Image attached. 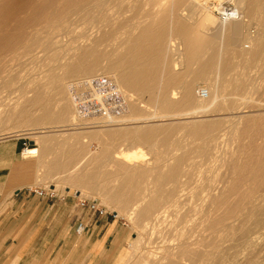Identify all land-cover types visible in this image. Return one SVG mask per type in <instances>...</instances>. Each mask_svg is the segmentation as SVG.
<instances>
[{"label":"bare ground","instance_id":"obj_1","mask_svg":"<svg viewBox=\"0 0 264 264\" xmlns=\"http://www.w3.org/2000/svg\"><path fill=\"white\" fill-rule=\"evenodd\" d=\"M123 1L0 0V56L2 58L4 56L7 58L12 56L15 59L22 54L40 48L55 61L61 56L64 58V55L72 52V50L68 46H59L57 48V44L62 42L63 38L71 32L72 27L82 24L90 28H96L97 31L101 30L103 25L110 21L109 11L121 9ZM183 1L186 0H182L177 4H182ZM187 1H191L190 5L188 3L189 9H187L190 12L189 18L185 17L187 13L184 15L181 13L179 16L172 15L176 11L174 8L177 5L173 1L168 10L171 15L166 12L170 17L168 18L164 11V15L159 19L157 26L161 24L162 27L154 29L153 24L156 22L152 21V24L148 23L145 25L136 36L129 35L126 47L122 46L124 50L116 58L109 57L108 53L99 49V43L106 38L107 34H102L97 38L94 37L93 44L75 49L76 51L72 56L75 59L60 65L61 67L59 66L64 70L63 75L56 74L57 72L52 73L49 83L44 86V88H60L63 93H66V88H71L67 83H64L66 77L77 79L73 82L79 84L83 83L85 77L98 71H104L102 74L105 73L112 77L119 86L127 90L136 91L143 100L157 108L150 112V106L146 107L145 110L150 109L148 111L150 114L147 115L148 113H146L144 115V112L140 111V107L144 108L145 105L138 107V103L137 105L130 103L129 112L123 119H127V121L130 119L132 121V123L129 121L131 124L107 125L106 128H102L110 130L111 136L124 142H130L127 147H123V145L120 149L119 146V149L115 151L114 157L117 163L114 162L112 164L111 162V165H117H115L116 168L113 172L108 174L107 172L110 170L103 171L105 165L110 168V165L106 164L110 162H108L110 149L104 146L97 158H95V167L90 168L85 176L79 175L78 172L75 175L72 174L71 179L77 184L78 182H86L89 187H96L101 179L100 172L105 173L104 176H107L105 178L108 181L111 178L113 180V176H116V179H114L118 180V185L110 189L105 187L104 195L110 203L115 204L117 214L126 211L125 208L130 206V209L135 211V216L131 214L134 216H131L132 220L142 229L146 226L142 220H149L154 215L156 219H159L166 213L163 208L167 203L177 204L179 193L181 192V177L190 178L192 176V171L186 170L185 166L195 167L193 159L199 157L202 161L208 162L219 150L221 143L222 146L224 142L229 140L237 143V140L239 139L240 141L241 137L250 138V142H246L249 145H245V151H247L244 153V158L242 160H233L234 156H231L232 162L230 161V164L227 163L231 167L232 175L228 177L230 178L228 185L218 194H214L216 191L209 194L208 198L206 197L207 200H205L206 205L196 212L198 216L197 222L193 225L192 230L195 227H202V232H207V236H203L200 242H193L189 245L182 242L178 249V259L167 260L166 264H183L181 260L195 264L199 260H211L214 258L217 250H207L209 248H205L217 246L220 242L224 243L227 240L226 238L235 234L233 222L230 221L231 218H235V221L239 220L240 222L238 223L242 224L241 227L244 231L247 230L246 226L250 221H253L256 226L264 225V200H262L264 199V111H260L259 109L261 108L258 107L259 112L256 110L257 115H255V112L254 114L246 115V117L244 115L229 114L230 116H220V118L212 120L187 121L185 125L179 121L165 124H157L156 122L167 120L166 118H170L172 114L174 117L179 116L181 115V110H185V114L193 115L192 117L195 114L197 117L203 116L209 111H234L238 108V104L240 106L242 103H239V100L243 98V94L248 91L252 92L254 88L259 87L254 86V84L251 85L247 76L254 68H258L261 78L264 80V0H211L208 5L205 2L200 5L201 2L199 3L198 0ZM220 4H222L221 7H218ZM223 4H233L238 12L237 17L219 22L208 11L205 13L200 11L203 17L196 21L194 16L198 15L197 12L200 8L206 10L215 9L214 11L217 12L222 11ZM134 5H132V8ZM138 7L140 8V6ZM161 11L158 15L161 14ZM156 18L158 19V17ZM191 19L195 20L191 21ZM226 34L229 38H226ZM167 35H169V38ZM86 39L90 42L87 34ZM248 43H251V45ZM236 58H239V61L241 60L242 62L237 63L235 61ZM106 60L107 62L105 63L104 61ZM237 69L239 70L237 71ZM212 74L216 75L215 80H212L214 84L208 87L207 96L203 97L204 100L198 101L194 93L196 85L194 80L196 78L208 79ZM189 75L193 76V81L187 80ZM173 88H181L179 100L174 101L169 98L168 90L170 91ZM43 98V94H38L33 99L34 106L37 103H44ZM65 104L70 108V105ZM242 107L245 106L242 105ZM245 108L249 107L246 106ZM26 110L28 111V109ZM188 110L189 112H187ZM21 115L25 116V111H22ZM67 116V110L58 113L45 111L41 116L31 120V122H63ZM17 119L16 121L19 122V118ZM154 122L156 123L154 124ZM68 124H64L61 127L65 128ZM225 126H227L226 131L221 129ZM100 127L98 125L91 128L88 127L91 129L88 131L90 132L89 136L92 137L94 133H97L101 129ZM181 129L184 130L185 137L190 140V143H186L184 147L180 141L173 142L175 133ZM50 130L52 129L50 128ZM45 134L44 131H40L39 136ZM39 136L37 135L36 137ZM260 139H262L261 142H258ZM36 140L35 138L34 141L37 142ZM143 143L148 144L154 153L157 150L161 151L159 152L160 154L156 153L157 155L154 156L156 162L153 168H149L150 165L142 167L140 165L141 162L136 165L138 164L137 159L145 156V154L137 151L141 148L140 144ZM240 144H237V147ZM82 149L77 150L74 144L70 149L71 158L75 160ZM173 149L175 151L181 150L182 153L176 155L173 153ZM38 151L37 148L27 149L23 152V155L25 158L37 157ZM162 151L168 154L167 158H161L164 154ZM231 157H227L226 162ZM125 161L129 164H125ZM149 177H152V187L149 195H145L147 189L143 185H146L145 181ZM202 191H198L196 195L200 196ZM190 211H185L183 214L182 212L180 213L182 223L186 224L189 221ZM205 238L206 241H203ZM257 242L255 245L258 244ZM195 245L197 247H193ZM250 246H252L251 243ZM251 249L249 250L251 251ZM263 250L264 248L258 247L254 250V253L256 255L262 253ZM255 255H251L249 258L247 256L243 261L246 264H260Z\"/></svg>","mask_w":264,"mask_h":264},{"label":"rangeland","instance_id":"obj_2","mask_svg":"<svg viewBox=\"0 0 264 264\" xmlns=\"http://www.w3.org/2000/svg\"><path fill=\"white\" fill-rule=\"evenodd\" d=\"M171 1L170 0H124L122 3L121 9L117 10L118 13L114 9L109 11V15H110L109 16V19H110L109 22L110 23L109 22L105 23L103 25V27L101 28V30L97 31L96 28H92V27L90 28V27L84 26L82 24H78V25L72 27L71 32L63 38L62 42L57 44V48L59 46H62V47L68 46V47H70L72 52L65 54L64 58H63V56L59 57V59H56V61L51 59L47 55V53L42 51L40 48L35 49L34 51H31L29 53L22 54V55H20V57H16L15 59L12 56H10L9 58H7L6 56H4V58H2V56H0L1 57L0 58V67H1V70H0V73H1V75H0V84H1L0 85V119H1L0 120V138L1 139L0 140H2V138L5 139V137L9 138V137L16 136V137H22L24 141L34 140L36 138L37 143H40L41 138L44 136V135L39 136L40 131H44L46 133L45 135H51V134L54 135L55 134V135L61 136V139L65 140L67 142L66 143L67 146L70 145L72 147L75 144L77 150L83 148L81 151H79V155L84 150L83 154L81 156L78 155L77 156L78 158H76L74 163H73V165L75 166L74 167L75 170L72 168L71 171H72L73 175L77 174V172L78 173L82 172V174L84 176L86 175V173L88 172V170L90 168L95 167L94 166L95 165V158H97V156L101 152L102 148L104 146H107L110 149L109 160H108V162L109 161L110 162L106 163V164L110 165V168H109V166L107 167L105 165L103 168V171L110 170L107 172L108 174L113 172L116 168L115 165H117V164L111 165V162H112V164H114V162L117 163L116 158L114 157L115 151H117L119 148L121 149V147L123 145H124L123 147H127L128 144L130 145V142H128V141L124 142L123 140H120L119 138H115V137L111 136L110 130L107 129L108 130L107 131V130L102 129V128H106V126L104 127V126L98 124V126H101L100 127L101 129L99 131H97V133L99 134V132L101 130L102 131L100 132L99 135L97 133H94V135H92V137H91V136H89L90 132H88V131H90L91 130L90 128L93 126H87L86 127L85 125L84 126L83 125L77 126L75 124L74 107L72 104V98H71L72 95L71 94H72L73 86L75 84L74 80H77V79H73V78H69V77L65 78L66 82L64 81V83H67L69 85V87H71L69 89L66 88V93H63V91H61L60 88H44V86L47 83H49V80L51 79L50 77H51L52 73L57 72L56 74H59V75L62 74L63 75L64 70L62 68H60L61 67L60 65H64L69 60L72 61L73 59H75V57L72 58V56L74 55V52L76 51L75 49L80 48V47H84V46H89L90 44H93V40L95 39L94 37L97 38L102 34L103 35L107 34V36H105L106 38L103 41H101V43H99L101 45V46L99 45V49L108 53V55H110L109 57L116 58L117 55L122 53L121 51H123L124 48L126 47V41H127V38L129 37V35L136 36L141 31V29L144 28L145 25H147L148 23L152 24V21L156 22L155 24H153V27H155L154 29L161 28L162 25L159 24L158 25L159 27H158L157 24L159 22V19H161L162 16L164 15L163 14L164 11H165V15H167V17L169 18L171 14L169 13L168 10L170 9V6L173 4V1H174V4H177L178 2H180L182 0H177V2H176V0H171ZM186 1H183L182 4H177L176 7L174 8V10H176V11L172 15L179 16L181 13H183L182 15L187 13L188 16L185 15V17L189 18L190 12H189V10L187 11V9H189L188 6L190 5L191 1L190 0H189L190 2H188V1L186 2ZM207 1L206 0H198L199 3L201 2L200 5H203L204 2L206 3V5L211 3V0H207ZM188 3H189V5H188ZM132 5H134L133 6L134 9L132 8ZM163 5L165 8L163 7ZM168 5H169V7H168ZM138 6H140V8ZM160 7L161 8L163 7L162 8L163 10ZM135 9H136V11H135ZM177 10L179 11V13ZM214 10L215 9H213V10L207 9L206 10L204 8H200V10L197 12L198 15H196L194 17H195L196 21H198L201 17H203L202 13H205L208 11L219 22H223V20L220 18V15L217 12H215ZM137 11H138V13L139 12L140 13L138 14ZM160 11H161V14L158 15V13H160ZM166 12H168L170 15ZM156 17H158V19ZM195 19H191V21H194ZM144 21L146 24L144 23ZM167 24H169V23H167ZM90 31H92V32H90ZM98 32H99V34H98ZM86 34L89 36L90 42H89V40L86 39ZM115 35H116V37H115ZM168 36L169 35H167V37ZM226 38H229V36L227 34H226ZM86 42H88L89 44ZM85 44H87V45H85ZM248 44L251 45V43H248ZM3 60H4V62H2ZM57 61L59 64L57 63ZM235 61L237 63L242 62L241 60L239 61V58H236ZM104 62L106 63L107 60ZM2 63H4V64L6 63V64L4 65ZM238 70L239 69H237V71ZM102 72H104V71H100V72L98 71L96 73H93V74L85 77L83 82H85L86 80H88L92 76L102 74ZM232 73H231V75H232ZM103 74H105V73H103ZM212 76H214V77H212ZM228 76L230 77V75H228ZM192 77H193L192 75H189L187 80L193 81ZM215 77H216V75L212 74L211 77L208 78L209 80L208 79H198V78H196L194 80V83L196 84L195 88H194V93H195V96L197 97L196 99L198 101L204 100L203 97L199 93L200 89L203 88L205 90H208L209 89L208 87L212 86L214 84V81L212 82V80H215ZM247 77L249 78V83H251V85L254 84V86H256V87L259 86V87L254 88L252 90V92L248 91L247 93L243 94L242 95L243 98H240L241 101L239 100V103H241V102L242 103L240 104V106L238 104V108L236 110L228 111V112L209 111L206 114H203L204 117L203 116L197 117L196 114L194 115V117H192L193 115L185 114L184 112H186V111L181 110V115L174 117V115L172 114V116H170V118H166L167 120L156 121L157 124H162V123L165 124V123H169V122L173 123L174 121H175L174 123H177V121H179L181 124L185 125V123H187V121L188 122L194 121V120L199 121V120H205V119L206 120L207 119L212 120L214 118L215 119L220 118V116L225 117L226 115L230 116L232 114L233 115H244L246 117V115L248 116V115L254 114L256 112V110L258 111L259 108L262 109V110L259 109L260 111H264V80L261 78L260 70L258 68H254L251 72H249ZM52 89L53 90L56 89V90L53 91ZM122 89L130 94V96H131V102L130 103L131 104L137 105V103H138V105H139L138 107H140V105H145L144 108L140 107V111L144 112V115L146 113H148L147 115H149L152 110L157 109L153 104L150 105L151 103H148L147 101L143 100L142 97L136 91L127 90L125 88H122ZM43 90L46 92H44ZM49 91H52V92H49ZM168 92H169L168 93L169 98H171L174 101L179 100V98L181 96V88H173V89H170V91L168 90ZM170 92H172V93H170ZM48 93H50V94H48ZM38 94L39 95L43 94V96H44L43 102L44 101L45 102L44 103H37L36 106H34L35 103L33 102V99L36 98ZM45 97H47V98H45ZM173 98H175V99H173ZM205 99H208V98H205ZM65 103L70 105V108H68ZM242 105L245 107L248 106L249 108H245V107L241 108ZM253 106H255V107H253ZM146 107H149L151 109V110L149 109L150 112H148L149 110H147V109L145 110ZM141 108H143L144 110L142 109L143 110L142 111ZM26 109H28V111ZM46 109H48V110H46ZM63 110L68 111V116H67L66 120H64L63 122H50V121H47V122L42 121V122H35V123L31 122V120L41 116L45 111H50L51 113H58V112L63 111ZM22 111H25V116L21 115ZM187 112H189V110ZM158 113L160 114L159 111H158ZM220 113H222V114H220ZM257 114L258 113L256 112L255 115H257ZM199 115H202V114H199ZM17 118H19V122L16 121V120H18ZM129 121H131V120L128 119V121H127V119L126 120L122 119L118 125H121V124L122 125H127V124L129 125L132 123V121H131V123ZM156 122H154V124ZM64 124H66V125L68 124V126H66L65 128L61 127ZM95 126H96V124H95ZM88 127H90V128H88ZM225 127H222L221 129H224V131H226L227 126H225ZM50 128L52 130H50ZM107 128H110V127H107ZM92 130H94V129H92ZM36 134L39 137H36L37 136ZM175 134L174 135L176 137L174 135H173L174 137L172 136L174 139L173 142L180 141L181 144L183 145V147L186 146V143H190V140L185 137L184 130L181 129L179 132H177ZM247 138L248 137H246V136L241 137L240 138L241 142L238 139L237 143L232 141V140L224 142L223 143L224 145H222L223 148L221 146V144H222L221 143L219 150L214 154V156L211 160H208V162L202 161V159L201 158L199 159V157H196L195 159H193L192 161H195L194 162L196 165L195 167L188 166V165L185 166L186 170L192 171V173H193L192 176L190 178H187L185 176L181 177V183H180L181 192L179 193V200H178L177 204L176 203H173V204L167 203L169 205L166 204L167 206L165 205L163 208L164 210H166V213L159 219H156V217L154 215V216H151V218L149 220H145V221L142 220V222H144V224H146V226L143 229L141 227L139 228L138 225H136V223L132 220V217L135 216V211L131 210L130 206H128V208L126 207L125 208L126 211L122 212L121 214L118 213L120 215L119 216L117 214V212L115 211V210H117V208L115 207V204L112 202L110 203V201H108V199L105 197V195H104L105 190H106L105 187H108L107 189H110L113 186L118 185V180H115L116 176H113V180L111 178L108 181L105 178L107 176H104L105 173L100 172L101 179H100L99 183H97V186L96 187H89V186L85 187L83 197H86L89 199L99 200V202L103 206H105V208L108 210L110 217H112L111 213H116L118 215V217H117L118 222L120 224H122V226L125 229H127L128 233H129L130 258H129L127 264H152V263L153 264H166L171 259H178V256H179L178 249H179L180 244L182 242H185L189 245L190 243H193V242H200V239H202L203 236L204 237L207 236V232H202V227H197V228L195 227V229L192 230V228L194 227L193 225L197 222L198 216H197L196 212L199 209H202L206 205L205 200H207L206 197L209 194H212L215 191H216V193H214V194H218L220 191H222L228 185L227 183H228V181H230V178H228V177L232 176L231 171H230L231 167L228 166L232 162L231 156H234L233 160H242V158H244L243 157L245 155L244 153L247 151V150L245 151V147H246L245 145H247V143L250 142L249 141L250 138H248V139ZM261 140L262 139H260L258 142H261ZM237 144H240V145L237 147ZM79 145H81L82 147H78ZM243 146H244V148H243ZM140 147L141 148H139L137 151L145 154V156L140 157L141 160L137 159L138 164H136V165H139L141 162L140 165L142 167L143 166L148 167L150 165L149 168H151V167L153 168L155 166L154 163L156 162L155 161L156 159L154 158V156H156L157 154H160L159 152H161V151L157 150L156 151L157 154H156L151 149V147H149V145L145 144V143L140 144ZM32 148H33V146H32ZM237 149H241V150H237ZM38 150L39 151L37 153L38 154L37 157L39 158L41 156V153H40V149H38ZM173 151H174L173 153L176 155H180L182 153L181 150L175 151V149H173ZM240 151H241V153H240ZM162 152L164 154L162 153L163 155L161 158H167L168 154L165 153L164 151H162ZM71 156H72V153L70 152V157ZM227 157L228 158L231 157V158L226 162ZM126 161H128V160H126ZM126 161H125V164H127ZM227 163H229V164H227ZM226 164H227V166H226ZM113 166H115V167H113ZM105 181H106V183H105ZM145 182H146V185L143 182V184H144L143 187H146L147 190L146 189L145 190L148 191V192L145 191V195H149V191L151 190V187H152V184H151L152 177H149ZM198 191H202L200 193V196L196 195V193ZM182 196H183V198H182ZM262 200H264V199H262ZM263 204H264V201H263ZM191 208H192V210H191ZM196 208H197V210H196ZM185 211H190V215H191L190 217H188L189 221L186 222V224L182 223L180 220V217H181L180 213L182 212V214H183ZM192 211H193V214H192ZM131 214H134V216ZM163 217H165V218H163ZM230 221L233 222L232 225L235 229V234L229 238H226L227 240L224 243L220 242L219 244H217V246L206 247L205 249L209 248L207 250H213V249L217 250L216 255L211 260H199L195 264H246V262L243 260L246 259L247 256L249 258V257H251V255H255L254 250H256L258 247L264 248L263 247L264 246V233H263L264 232V225L263 226H256L253 223V221H250L247 223V226H246L247 230L244 231V229H242V227H241L242 224L238 223V222H240L239 220L235 221V218H231ZM236 235H238V236H236ZM137 239L139 240V242L140 241L141 242L139 243ZM229 239H230V241H228ZM255 239H258V240H255ZM136 241H137V243H136ZM203 241H206V238L203 239ZM256 242L258 243L257 245H255ZM227 243H229V244H227ZM250 243L252 244V246H250ZM205 244H207V243H205ZM225 244H227L226 245L227 247L226 246L224 247ZM261 244H263V245H261ZM248 245L250 246V248ZM135 246H136V248H135ZM193 247H197V245H195ZM199 247H201V246H199ZM214 247H216L217 249ZM252 247H253V249H251ZM135 249H136V251H135ZM249 249H251V251ZM247 252H248V254H247ZM256 255H258V256H256ZM256 255H255V257L259 261V263L264 264V250L262 253H258ZM235 259H236V261H235ZM181 261L183 264H194L193 262L191 263L190 261H186V260H181Z\"/></svg>","mask_w":264,"mask_h":264},{"label":"crops","instance_id":"obj_3","mask_svg":"<svg viewBox=\"0 0 264 264\" xmlns=\"http://www.w3.org/2000/svg\"><path fill=\"white\" fill-rule=\"evenodd\" d=\"M25 142L41 156L25 158ZM66 143L55 134L40 143L16 136L0 140V264L128 263L127 229L117 218L89 216L78 207L80 199L99 200L83 197L86 182L71 180L75 160ZM31 189L53 192L40 196ZM80 217L87 220L82 236L75 231Z\"/></svg>","mask_w":264,"mask_h":264},{"label":"built area","instance_id":"obj_4","mask_svg":"<svg viewBox=\"0 0 264 264\" xmlns=\"http://www.w3.org/2000/svg\"><path fill=\"white\" fill-rule=\"evenodd\" d=\"M217 13L223 21L238 15L233 4H223L222 11H217ZM199 93L202 97L207 96V90L203 88L200 89ZM71 95L77 126L119 124L129 112L130 94L124 91L112 77L105 74L95 75L83 83H75ZM27 149H32V146L25 142L23 152ZM32 191L40 196L50 195L53 192L51 189L49 191L33 189ZM77 205L80 209L85 210L89 216H109L105 206L96 200L80 199ZM111 215L114 219L118 217L116 213H111ZM86 230L87 220L84 217L78 218L75 227L76 233L82 236Z\"/></svg>","mask_w":264,"mask_h":264}]
</instances>
